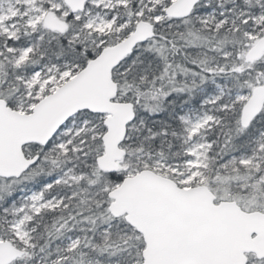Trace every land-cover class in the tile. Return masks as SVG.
Returning a JSON list of instances; mask_svg holds the SVG:
<instances>
[{
    "label": "snow or ice",
    "instance_id": "6c2138e0",
    "mask_svg": "<svg viewBox=\"0 0 264 264\" xmlns=\"http://www.w3.org/2000/svg\"><path fill=\"white\" fill-rule=\"evenodd\" d=\"M0 264H264V0H0Z\"/></svg>",
    "mask_w": 264,
    "mask_h": 264
}]
</instances>
